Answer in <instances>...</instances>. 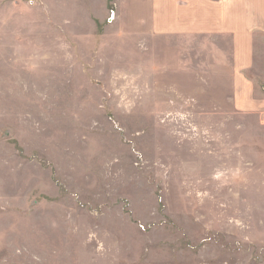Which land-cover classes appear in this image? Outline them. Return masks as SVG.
Segmentation results:
<instances>
[{
  "label": "rangeland",
  "instance_id": "374dc122",
  "mask_svg": "<svg viewBox=\"0 0 264 264\" xmlns=\"http://www.w3.org/2000/svg\"><path fill=\"white\" fill-rule=\"evenodd\" d=\"M192 1L0 0V264H264V31Z\"/></svg>",
  "mask_w": 264,
  "mask_h": 264
},
{
  "label": "crops",
  "instance_id": "0c3cea01",
  "mask_svg": "<svg viewBox=\"0 0 264 264\" xmlns=\"http://www.w3.org/2000/svg\"><path fill=\"white\" fill-rule=\"evenodd\" d=\"M200 3L201 6L192 1L191 17H195V12L196 15L201 12L206 21H218L217 28L221 26L223 30L231 31L232 54L239 76H243L242 69L254 66L257 51L254 32L264 31V0H201Z\"/></svg>",
  "mask_w": 264,
  "mask_h": 264
}]
</instances>
